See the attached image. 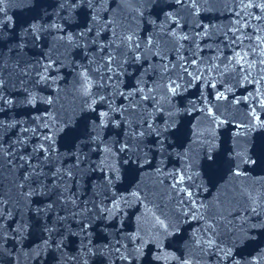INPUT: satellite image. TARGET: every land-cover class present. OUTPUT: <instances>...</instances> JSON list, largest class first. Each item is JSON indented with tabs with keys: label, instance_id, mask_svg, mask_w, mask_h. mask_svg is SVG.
Segmentation results:
<instances>
[{
	"label": "water",
	"instance_id": "1",
	"mask_svg": "<svg viewBox=\"0 0 264 264\" xmlns=\"http://www.w3.org/2000/svg\"><path fill=\"white\" fill-rule=\"evenodd\" d=\"M0 264H264V0H0Z\"/></svg>",
	"mask_w": 264,
	"mask_h": 264
}]
</instances>
